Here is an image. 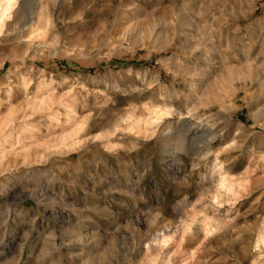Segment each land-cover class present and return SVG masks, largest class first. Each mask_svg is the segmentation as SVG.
<instances>
[{"label": "rangeland", "instance_id": "obj_1", "mask_svg": "<svg viewBox=\"0 0 264 264\" xmlns=\"http://www.w3.org/2000/svg\"><path fill=\"white\" fill-rule=\"evenodd\" d=\"M11 10L0 264H264V0Z\"/></svg>", "mask_w": 264, "mask_h": 264}, {"label": "bare ground", "instance_id": "obj_2", "mask_svg": "<svg viewBox=\"0 0 264 264\" xmlns=\"http://www.w3.org/2000/svg\"><path fill=\"white\" fill-rule=\"evenodd\" d=\"M1 1H5V2H2V9L0 10V22L1 23H3L4 21V18L5 17H7L9 14H11L10 12H12V8H13V6L14 5H16V2H17V0H1ZM1 3V2H0ZM10 16V15H9ZM8 16V17H9ZM0 23V24H1ZM3 26V25H2ZM38 107V106H37ZM155 113V118H153L154 119V121H158V120H160L164 115H166L167 113L169 114L170 112H168L167 110H155L154 111ZM153 121V122H154ZM155 123V122H154ZM65 137V136H64ZM64 137H62V138H60V141H62V142H64L67 138H65L64 139ZM62 144H64V143H61V145ZM67 144V143H66ZM66 144H64V145H66ZM182 145V144H181ZM222 181H221V185L222 186H226L225 184V182H224V180H226V178L224 177V178H222L221 179ZM209 222V221H208ZM168 239V238H167ZM163 240H165L166 241V236L164 237V239ZM264 243V230L263 231H261V233H260V235H259V238H258V241H257V244H259V243Z\"/></svg>", "mask_w": 264, "mask_h": 264}]
</instances>
